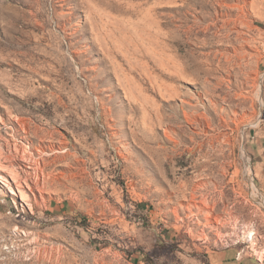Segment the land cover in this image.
<instances>
[{
    "label": "rangeland",
    "instance_id": "1",
    "mask_svg": "<svg viewBox=\"0 0 264 264\" xmlns=\"http://www.w3.org/2000/svg\"><path fill=\"white\" fill-rule=\"evenodd\" d=\"M257 147L264 0H0V264H257Z\"/></svg>",
    "mask_w": 264,
    "mask_h": 264
},
{
    "label": "crops",
    "instance_id": "2",
    "mask_svg": "<svg viewBox=\"0 0 264 264\" xmlns=\"http://www.w3.org/2000/svg\"><path fill=\"white\" fill-rule=\"evenodd\" d=\"M258 152V161L254 166V173L260 180L262 190L264 191V156L261 154L260 148H256ZM248 260V259H247ZM236 261H240L235 256L232 258L231 256H227L224 252L213 253L210 256L209 264H234Z\"/></svg>",
    "mask_w": 264,
    "mask_h": 264
},
{
    "label": "bare ground",
    "instance_id": "3",
    "mask_svg": "<svg viewBox=\"0 0 264 264\" xmlns=\"http://www.w3.org/2000/svg\"><path fill=\"white\" fill-rule=\"evenodd\" d=\"M187 114V113H186ZM189 120V119H188ZM23 126V125H22ZM17 149V148H16ZM29 153H30V151H29ZM21 156V155H20ZM21 157H24V156H21ZM31 157V156H30ZM3 158V152L0 150V161H1V159ZM27 158V157H26ZM31 159V158H30ZM35 161H36V159H35ZM6 165V164H5ZM2 166V165H1ZM35 167V166H34ZM32 168V167H31ZM37 170H39L37 167L35 168V172H34V181H33V183H34V185H35V187L36 188H39V176H38V172H37ZM41 170V169H40ZM14 177L15 178H17V179H19L21 176H20V174L19 173H17V172H14ZM42 178H44V177H42ZM22 179V178H21ZM23 181L25 182V184H26V186L28 187V188H30V184L28 183V178L25 176V177H23ZM45 187V186H44ZM21 194H23L24 195V191H22L21 190ZM206 215H208V214H206ZM247 232V231H246ZM246 234V233H245ZM253 234H255V233H253V231H248V233H247V237L248 238H250V240H251V243H252V241H254L253 240Z\"/></svg>",
    "mask_w": 264,
    "mask_h": 264
},
{
    "label": "built area",
    "instance_id": "4",
    "mask_svg": "<svg viewBox=\"0 0 264 264\" xmlns=\"http://www.w3.org/2000/svg\"><path fill=\"white\" fill-rule=\"evenodd\" d=\"M260 205H262L264 207V197L261 195L260 196ZM238 241L234 242V244H236ZM243 253V250L242 249H239L236 251V258L239 259V257L241 256V254ZM264 256H259V257H256V262L257 264H264L263 262V258Z\"/></svg>",
    "mask_w": 264,
    "mask_h": 264
}]
</instances>
